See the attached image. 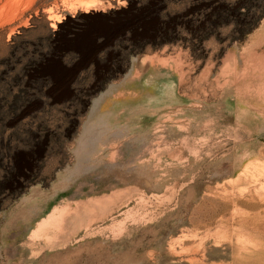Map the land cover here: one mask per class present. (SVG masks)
Segmentation results:
<instances>
[{
	"label": "rangeland",
	"instance_id": "1",
	"mask_svg": "<svg viewBox=\"0 0 264 264\" xmlns=\"http://www.w3.org/2000/svg\"><path fill=\"white\" fill-rule=\"evenodd\" d=\"M0 264H264V0H0Z\"/></svg>",
	"mask_w": 264,
	"mask_h": 264
},
{
	"label": "bare ground",
	"instance_id": "2",
	"mask_svg": "<svg viewBox=\"0 0 264 264\" xmlns=\"http://www.w3.org/2000/svg\"><path fill=\"white\" fill-rule=\"evenodd\" d=\"M56 23V22H55ZM99 201V202H98ZM108 201H111V199H106L105 201H104V204H106L107 205V202ZM97 204V205H96ZM102 205H103V202L101 203V201L100 200H96V199H94V200H91V202H89V203H87V204H81L80 205V203H77V205H76V208H75V210L72 212V213H70V215L72 216L73 215V213H77L78 212V210L82 207V206H92V207H90V208H86L88 211H91V212H93V214H94V211H98L96 214H95V216L90 220V222H92L93 220L94 221H96V220H98L99 218H104V217H106L107 216V213H108V210H106V212H104V210L102 209ZM95 207H97V208H95ZM54 214H52V215H50L45 221H43L42 222V224L38 227V231H40V229L44 226V225H46L49 221H48V219L49 220H53V218H54ZM67 215L66 214H64V215H59L58 217V219H55L54 221H53V224L54 225H57V227H60L61 225H62V221H66V219H67V217H66ZM78 218V217H77ZM76 218V219H77ZM59 221V222H58ZM58 222V223H57ZM90 222L87 224V226H86V234H89V235H92V234H94V233H96V232H100V231H104L106 228H103V229H100V230H98V229H92V228H90ZM121 224H122V222H121ZM114 225H115V223H114ZM113 225V227H115ZM122 229V228H121ZM37 234H39V232L37 233Z\"/></svg>",
	"mask_w": 264,
	"mask_h": 264
},
{
	"label": "crops",
	"instance_id": "3",
	"mask_svg": "<svg viewBox=\"0 0 264 264\" xmlns=\"http://www.w3.org/2000/svg\"><path fill=\"white\" fill-rule=\"evenodd\" d=\"M35 213H36V215H35V216H33L31 219H29V222H30V221H32V220H34V219L36 220V218H38V216H40V215H41V214H40V213H38V212H35ZM48 215H49V214H48ZM48 215H47V216H48ZM45 218H46V217H42L40 220H38V221H37V225H36V226H38V224H39V223H40L42 220H44Z\"/></svg>",
	"mask_w": 264,
	"mask_h": 264
}]
</instances>
